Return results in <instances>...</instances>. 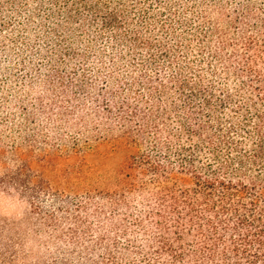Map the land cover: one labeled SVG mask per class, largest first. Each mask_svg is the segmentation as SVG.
I'll list each match as a JSON object with an SVG mask.
<instances>
[{
    "label": "trees",
    "instance_id": "trees-1",
    "mask_svg": "<svg viewBox=\"0 0 264 264\" xmlns=\"http://www.w3.org/2000/svg\"><path fill=\"white\" fill-rule=\"evenodd\" d=\"M221 1L200 0L196 22L112 29L107 63L57 73L91 105L70 150L82 189L1 225L0 264H264V0H226L219 25L206 10ZM98 146L121 163L81 172Z\"/></svg>",
    "mask_w": 264,
    "mask_h": 264
},
{
    "label": "rangeland",
    "instance_id": "rangeland-1",
    "mask_svg": "<svg viewBox=\"0 0 264 264\" xmlns=\"http://www.w3.org/2000/svg\"><path fill=\"white\" fill-rule=\"evenodd\" d=\"M199 1L0 0V226L7 235L9 226L28 214L33 196L48 206L57 204L48 191L73 196L82 189L77 176L82 163L70 150L73 138L89 130L91 105L86 90H62L57 73L72 71V64L92 73L100 56L107 63L112 29L157 31L170 16L196 22L203 11ZM225 2L222 9L206 10L219 25L224 21L221 10L229 6ZM108 14L117 16L113 28L101 24ZM66 49L80 56L69 59L63 56ZM109 153L106 146L90 151L81 172L92 166L103 172L116 168L122 154ZM22 166L27 190L13 183Z\"/></svg>",
    "mask_w": 264,
    "mask_h": 264
}]
</instances>
